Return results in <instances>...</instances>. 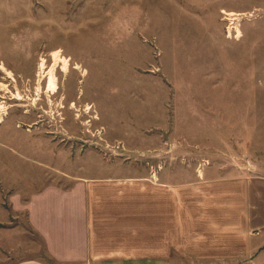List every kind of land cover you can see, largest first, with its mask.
<instances>
[{
	"label": "rangeland",
	"instance_id": "rangeland-1",
	"mask_svg": "<svg viewBox=\"0 0 264 264\" xmlns=\"http://www.w3.org/2000/svg\"><path fill=\"white\" fill-rule=\"evenodd\" d=\"M0 107V264H58L20 208L43 192L85 197L97 252L141 263L153 218L159 260L227 264L171 252L163 221L182 245L226 175L264 218V0H0Z\"/></svg>",
	"mask_w": 264,
	"mask_h": 264
},
{
	"label": "crops",
	"instance_id": "crops-1",
	"mask_svg": "<svg viewBox=\"0 0 264 264\" xmlns=\"http://www.w3.org/2000/svg\"><path fill=\"white\" fill-rule=\"evenodd\" d=\"M219 179L207 183L204 191L199 192L203 200L198 202L196 216L194 212L182 209L183 215L186 216L184 220L188 222V228L181 233L183 244L180 246H177L178 243H171L173 238L172 212L167 208L164 209V239H169L168 245L165 242L164 246H170L171 252L175 247L182 255L196 256L203 261L227 264H264V218H256L250 181L245 178L236 179L230 175ZM68 200L67 195L55 199L44 196L43 192L26 198L20 204L21 211H26L28 225L36 233L42 235L48 253L56 263L167 264L158 259L161 251L157 250V227L153 218L149 224L151 255L149 263H141V260L136 261L130 256H102L97 252L94 241L89 202H86L84 197L82 208L75 210L76 207L73 206L75 199L71 202ZM67 203L72 205L69 206ZM49 210L52 212H48ZM167 213L169 227H167ZM55 215L56 218H54ZM50 222L53 224L48 226ZM194 227H196L195 231ZM158 229L159 234H162L161 226H158ZM254 230H259V233L252 234ZM194 233H196V239H194ZM169 252L170 249L167 248L164 252L165 259ZM12 264L47 263L37 257H32L19 259Z\"/></svg>",
	"mask_w": 264,
	"mask_h": 264
},
{
	"label": "bare ground",
	"instance_id": "bare-ground-1",
	"mask_svg": "<svg viewBox=\"0 0 264 264\" xmlns=\"http://www.w3.org/2000/svg\"><path fill=\"white\" fill-rule=\"evenodd\" d=\"M231 20H232V18H231ZM52 61H53V64H52L51 68L49 69V71L47 72V76H46L47 77V90L50 93H55L57 91L56 68L61 64L62 70L66 72L68 70V67H69V60L67 58L63 57L59 50L58 51L56 50L52 53ZM1 68H2V70L4 69L8 75H10V76L12 75L11 72L7 71L4 68L3 65L1 66ZM39 68L41 69V71H43L45 69L44 60H42ZM0 111H2V107H0Z\"/></svg>",
	"mask_w": 264,
	"mask_h": 264
}]
</instances>
